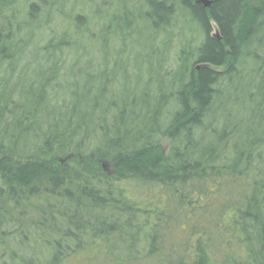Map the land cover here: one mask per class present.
I'll use <instances>...</instances> for the list:
<instances>
[{
  "label": "trees",
  "instance_id": "1",
  "mask_svg": "<svg viewBox=\"0 0 264 264\" xmlns=\"http://www.w3.org/2000/svg\"><path fill=\"white\" fill-rule=\"evenodd\" d=\"M19 1L0 0V236L18 188L53 264H264V0H102L91 17L33 0L23 19ZM51 15L73 31L44 34ZM136 33L156 86L119 95L79 39L122 54Z\"/></svg>",
  "mask_w": 264,
  "mask_h": 264
},
{
  "label": "rangeland",
  "instance_id": "2",
  "mask_svg": "<svg viewBox=\"0 0 264 264\" xmlns=\"http://www.w3.org/2000/svg\"><path fill=\"white\" fill-rule=\"evenodd\" d=\"M31 1L33 0L19 1V19H23L26 15L25 10L28 3ZM69 1L71 2V0ZM75 1H78L79 8L76 7L73 13L91 17L95 14V9L97 10L98 7H100L102 0H96L95 2L90 0L91 4L89 0ZM131 1L132 0L129 2ZM131 6L133 7L132 4ZM65 11L66 13H71L70 4L66 6ZM69 21L71 20H65L62 23L57 15H51L50 25L53 24L54 26L59 22L63 25L56 27L52 32L51 30H47L44 34H49L54 40H57L59 37L67 34L68 29H70L69 26H71V31H73L74 27ZM143 34L144 33L138 35V33H136V39L126 43L122 54L118 52L115 39L110 40L108 44L105 45L104 50L101 49L99 40L93 42L91 45L84 37L79 39L85 47L83 57L93 60L95 64L91 67L95 70L100 81L104 82V80H106V75L103 73L104 69L107 70L108 78H113L114 81L108 85V89L111 92L119 95H138L141 91L155 88V83L149 80V73L151 74L150 69L152 66L150 67L149 63L145 61V56L148 52L147 49L152 45V41L147 35L142 36ZM153 44L158 45V40ZM175 53L176 44L175 41H172L169 55L172 57ZM84 62L85 60H83V63ZM109 62H114L116 64L110 65ZM83 66L87 65L83 64ZM72 71L73 70L69 68L68 75ZM68 77H71V75ZM80 78L82 79L78 80L80 83L85 82L83 77ZM122 90L127 91L123 94ZM161 144V151L166 153L169 147V140L164 138ZM45 188L46 185L39 186L40 191H43ZM16 193L17 196L23 195L20 198H16V205L13 200L12 202L9 200L6 206L8 207L10 213L8 217L11 219L12 224L11 227L2 228L3 234L1 233L2 235L0 236V264H10L12 259L18 264H53L51 257L53 250L52 246L44 240V237H40V233L36 231L37 226L35 222L37 218L35 209L32 206L33 198H29L26 195L27 189L22 190L16 188ZM7 197H9V191L0 176V200ZM25 197H27V200ZM83 259L82 256L76 255L67 260L66 264H85Z\"/></svg>",
  "mask_w": 264,
  "mask_h": 264
}]
</instances>
